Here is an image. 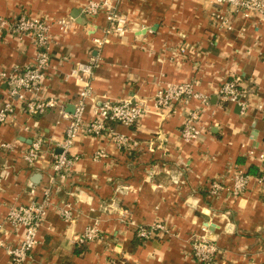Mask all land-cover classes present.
<instances>
[{"label":"crops","instance_id":"0c3cea01","mask_svg":"<svg viewBox=\"0 0 264 264\" xmlns=\"http://www.w3.org/2000/svg\"><path fill=\"white\" fill-rule=\"evenodd\" d=\"M113 1L127 15L129 32L124 37L108 35L100 46L92 39L104 38L107 21L104 13L85 16L83 7L89 0H0L3 16L72 22L67 33L58 27L52 30L46 95L61 97L72 112L81 85L64 76L77 61L95 57L99 65L92 85L98 96H136L146 106L137 125H113L132 136L137 146L118 149L111 139L87 134L76 142L73 151L81 160L53 190L55 202L74 205V218L66 222L56 211L48 212L29 264H201L191 253L189 239L193 233L202 234L206 222L213 224L208 234L223 250L218 264H264V186L254 181L260 173L257 154L264 150V22L257 15L245 18L228 6L215 7L210 0ZM76 10L84 24L73 18ZM219 11L233 29L220 27L214 17ZM181 44L187 47L185 53L179 50ZM35 51L29 39L0 33V69L32 64ZM233 75L242 78L243 96L251 105L246 114L215 93ZM192 80L210 96V105L203 112L205 135L187 143L181 137L185 108L162 112L154 106V95L169 82ZM6 89L0 82V96ZM17 114V120L0 123V143L29 145L30 134L20 130L23 123L38 124L47 136L64 134L66 121L58 109L41 117L20 109ZM101 146L109 157L93 162L91 155ZM237 167L253 177L247 191L240 197L209 196V181L220 176L231 184ZM35 176L39 177L32 180ZM51 176L48 158L33 170L18 153L0 149V225L12 205L29 201L31 186L40 195ZM95 217L101 219L104 239L77 244L76 238ZM156 220H165L174 235L140 241L131 222L148 225ZM228 223L233 224L231 232L226 230ZM9 230L4 224L0 237L14 244L17 237ZM8 260L6 249L0 247V264Z\"/></svg>","mask_w":264,"mask_h":264},{"label":"built area","instance_id":"2783aa9c","mask_svg":"<svg viewBox=\"0 0 264 264\" xmlns=\"http://www.w3.org/2000/svg\"><path fill=\"white\" fill-rule=\"evenodd\" d=\"M215 7L228 6L240 12L245 18L257 15L264 22V0H210ZM85 16L95 18L104 13L107 25L104 38L95 37L92 41L102 45L108 35L125 36L129 32L127 15L119 12L113 0H89L83 7ZM221 28L233 29L231 20L221 11L214 14ZM72 25L69 18L52 20L20 16L0 15V33H6L19 40L29 39L35 46V60L24 67L16 66L12 70L0 69V82L6 85V95L0 96V123L17 120V110L32 116H44L50 110L58 109L61 120L66 121L64 134L61 137L47 136L38 124L23 123L20 130L31 136L29 145L16 142H1L0 149L7 153H18L30 169L35 170L47 158L50 160L52 176L50 183L43 187L39 195L31 186L27 203H15L5 217L4 224L10 226L9 233L17 237V242L7 244L0 237V247L6 249L9 260L7 264H29L33 262V251L40 243V230L44 227L50 210L70 222L77 210L70 202H55L53 196L57 180L69 178L81 160V155L74 152L76 142L83 134L93 138L111 139L118 149L137 146V141L130 135L119 132L114 124L126 127L137 125L145 115L146 106L136 96L122 100H110L94 92L92 80L98 67V60L77 61L64 78H74L81 87L73 103V111L67 110V104L61 97L45 94L48 71L51 68L52 43L54 27L62 33L69 32ZM179 50L185 53L187 47L181 44ZM242 78L233 75L223 81L216 90V95L224 102L237 104L241 114H246L251 105L243 96ZM195 104L191 106V104ZM210 105V96L198 90L195 81L181 83L169 82L160 87L154 95V106L162 112L172 113L184 107L186 116L182 125L181 137L185 142H193L205 135L203 126L204 109ZM262 109V105H259ZM90 117L87 118V112ZM58 124L61 121H57ZM109 157L104 146L97 148L91 155L93 162H101ZM260 162V173L254 178L255 184L264 186V150L257 154ZM152 175V174H151ZM252 176L242 168L233 169L231 184L222 177H214L208 183L207 192L212 198L227 194L231 197L242 196L251 185ZM93 222L76 238L79 245L95 243L104 239L101 219ZM3 224V225H4ZM0 225V230L3 229ZM135 235L147 242L149 240L174 235L165 220H156L148 225H136L131 222ZM203 233L191 234L192 255L201 264H218L222 254L219 243L208 232L209 227H202ZM8 234V232L6 233Z\"/></svg>","mask_w":264,"mask_h":264},{"label":"water","instance_id":"95a60500","mask_svg":"<svg viewBox=\"0 0 264 264\" xmlns=\"http://www.w3.org/2000/svg\"><path fill=\"white\" fill-rule=\"evenodd\" d=\"M72 16H73V18L76 19V21L78 23H81V24H84L85 23V18L83 16L79 17V10L74 11L73 14H72ZM38 177L39 176H35V177H33L32 180H37ZM206 226H208L210 228H213V224L208 223V222H206ZM226 230L228 232H231L233 230V224L232 223H228L227 226H226Z\"/></svg>","mask_w":264,"mask_h":264},{"label":"trees","instance_id":"16d2710c","mask_svg":"<svg viewBox=\"0 0 264 264\" xmlns=\"http://www.w3.org/2000/svg\"><path fill=\"white\" fill-rule=\"evenodd\" d=\"M137 237V236H136ZM138 238V237H137ZM138 239H140V238H138ZM140 241H143L142 239H140Z\"/></svg>","mask_w":264,"mask_h":264}]
</instances>
